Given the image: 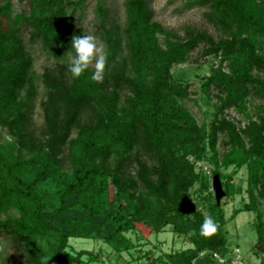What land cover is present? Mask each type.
<instances>
[{"label":"trees","instance_id":"trees-1","mask_svg":"<svg viewBox=\"0 0 264 264\" xmlns=\"http://www.w3.org/2000/svg\"><path fill=\"white\" fill-rule=\"evenodd\" d=\"M86 1L0 0V126L13 138L0 144V233L26 264H78L87 252L70 254L69 239L93 233L115 251L129 250L126 233L140 222L154 232L172 225L194 233V250L166 254L161 264H192L202 251L226 254L222 201L208 191L205 215L190 191L198 182L209 190L196 163L216 151L222 134L228 150L214 175L221 180L222 166H246V209L264 197V0H188L204 8L213 32L188 27L184 36L154 19L149 0H124L123 24L108 0H96L103 82L91 80V67L73 79L71 61H63L44 69L40 91L27 42L74 55L71 41L84 35L74 12ZM197 50L220 60L202 84L218 92L219 110L246 113L252 100L260 102L245 127L217 115L209 128L200 126L182 105L189 86L173 68ZM39 94L43 120L36 124ZM206 217L216 226L207 238L200 235ZM197 260L215 262L210 254Z\"/></svg>","mask_w":264,"mask_h":264},{"label":"rangeland","instance_id":"rangeland-1","mask_svg":"<svg viewBox=\"0 0 264 264\" xmlns=\"http://www.w3.org/2000/svg\"><path fill=\"white\" fill-rule=\"evenodd\" d=\"M124 0H108L112 5L113 19L119 24L124 23L125 12L123 7ZM188 0H149L150 6L154 12V19L160 22L166 30L175 31L181 36L185 35L188 27L207 29L213 32V28L204 19L202 11L204 8L197 6L188 7ZM96 0L86 1V5L77 8L74 12V20L77 26L83 31L84 35H92L96 38L98 45L103 47L105 54V43L99 38L98 18L95 13ZM71 13V9H69ZM96 32V33H95ZM26 40L28 39L27 35ZM163 35L160 39L163 42ZM27 48L31 51L34 59L33 69L37 76L36 82L41 91V82L39 77L48 66L57 62L71 61L72 53L64 54L62 58L52 49H45L41 43L30 45L27 42ZM62 55V54H61ZM94 61L92 69H94ZM220 66V60L215 56L202 57L201 51L191 53L185 63L177 64L173 68L174 76L177 80L189 86L188 98L182 99V105L194 116L200 126L209 128L217 115L219 119L225 118L228 121H234L239 127H245L248 122V115H255L257 107L260 104L258 100H252L246 113L239 112L235 108L219 110V94L215 90L206 91L203 89V82L213 70ZM264 76V72L261 73ZM39 94L36 100V111L34 119L36 124L42 123L40 115ZM7 140H13L8 132L0 126V144ZM224 135H219L216 151L208 150L206 159L196 163V171L210 181L209 190H202L200 182L196 183L191 189L190 195L192 202L198 211L205 215L209 214V201L205 196L213 192L212 179L216 167V161L221 164L222 157L228 150ZM135 166L132 164L130 170L132 175H136ZM221 167V166H220ZM223 189L229 194L221 199L225 209V220L223 230L226 235V254L219 252L202 251L197 259H204L208 254L216 258H228L230 260H243L245 264H264V197L259 196V203L253 210L246 209L250 203L247 190L248 169L243 166L236 170L235 166L221 167ZM111 197L114 196V188H110ZM11 214L15 218H20L17 210H12ZM5 217V216H3ZM262 233V238L260 235ZM193 232L179 233L172 225H167L158 232L143 223L137 224V229L126 233V236L132 240L134 246L129 250L115 249L97 233L92 235H81L71 237L67 251L70 254H78L81 251L87 252L78 264H161V257L166 254H181L190 249H195L192 239ZM46 240V238L44 239ZM194 259L192 264H198ZM0 264H26L24 257L13 247L11 237L0 233ZM204 264V263H203ZM205 264H209L207 261Z\"/></svg>","mask_w":264,"mask_h":264},{"label":"clouds","instance_id":"clouds-1","mask_svg":"<svg viewBox=\"0 0 264 264\" xmlns=\"http://www.w3.org/2000/svg\"><path fill=\"white\" fill-rule=\"evenodd\" d=\"M74 55L68 65V71L73 79H78L83 75L94 63V71L91 80L96 83H102L104 79V71L107 58L104 54L103 47L98 45L96 38L92 35L85 34L83 36L76 35L71 41V49ZM216 226L214 221L206 217L200 227V235L207 238L214 234Z\"/></svg>","mask_w":264,"mask_h":264},{"label":"water","instance_id":"water-1","mask_svg":"<svg viewBox=\"0 0 264 264\" xmlns=\"http://www.w3.org/2000/svg\"><path fill=\"white\" fill-rule=\"evenodd\" d=\"M212 187L215 193V198L217 202L220 203L221 199L225 196V191L223 189V185L218 174H215L213 176Z\"/></svg>","mask_w":264,"mask_h":264},{"label":"built area","instance_id":"built-area-1","mask_svg":"<svg viewBox=\"0 0 264 264\" xmlns=\"http://www.w3.org/2000/svg\"><path fill=\"white\" fill-rule=\"evenodd\" d=\"M216 260H217L216 264H245L242 259L241 260H230L228 258H222L221 256L216 258Z\"/></svg>","mask_w":264,"mask_h":264}]
</instances>
